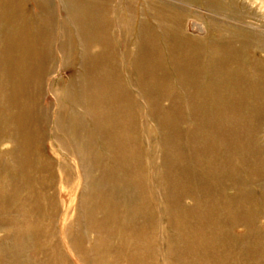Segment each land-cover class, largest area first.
Instances as JSON below:
<instances>
[{
    "label": "bare ground",
    "instance_id": "obj_1",
    "mask_svg": "<svg viewBox=\"0 0 264 264\" xmlns=\"http://www.w3.org/2000/svg\"><path fill=\"white\" fill-rule=\"evenodd\" d=\"M117 1L114 13L117 29H121L117 37L128 40L133 13L139 18L132 49L137 69L141 70L139 63L147 64V58L160 56L159 35L150 23L147 26L146 16L160 31L180 84L186 82L195 91L190 98V117L196 127L187 146L177 144V223L182 248L177 249L175 262L184 264L183 254L188 253L189 264H217L218 254L223 264H264V230L255 220L257 216L264 219V148L253 144V133L234 127L241 122L243 109L251 112L258 108L255 91L264 84L262 61L245 62L246 56H239L233 45L235 38L247 44L255 35L224 34L212 43L180 29L182 11L178 7L175 10L161 0ZM29 2L35 11L31 20L26 17L24 0H0L1 22L7 18L15 27L0 31V253L7 257L11 249L8 258L18 264H159L160 238L153 239L148 224L154 216L147 215L148 205L143 204L147 181L139 152L132 151L138 145L135 126L130 108L122 106L132 85L131 55L120 52L118 42L108 38L105 18L95 17L97 6L102 8L109 0H58L59 41L55 51L61 69H75L64 93L52 84L44 90L42 83V74L47 73L42 64L50 65V1ZM5 7L11 10L7 15ZM125 12L126 22L121 19ZM215 27L222 32L219 25ZM193 28L199 31L201 27L195 24ZM202 56H206L204 63ZM203 75L209 83L202 93ZM142 76L139 71V80ZM236 82L243 91L241 103L226 106L227 96L219 100L214 113H208L204 101L213 98L216 88ZM47 92L55 101L49 117L39 105ZM146 106L147 115L162 126L166 114L156 109V101L149 100ZM210 114H214L212 122L217 127H199ZM244 116L247 119L248 115ZM225 120L232 128L225 129ZM177 121L184 123L182 114L177 115ZM170 124L169 120L164 125ZM43 125L50 129L43 132ZM140 126L146 132V125ZM164 141L166 134L161 137L162 146ZM207 142H213L216 149ZM7 144L10 148H3ZM72 182L76 194L71 203L65 198L61 202L66 219L57 238L51 229L57 214L56 199L62 198L61 192ZM226 189L233 193L228 195ZM184 196L192 201L188 208L179 205ZM155 219L159 223L160 216ZM221 227L224 240L220 241ZM236 227L244 231L232 234L231 228ZM206 228L212 231L208 241L203 235ZM175 253L167 254L173 258Z\"/></svg>",
    "mask_w": 264,
    "mask_h": 264
},
{
    "label": "rangeland",
    "instance_id": "obj_2",
    "mask_svg": "<svg viewBox=\"0 0 264 264\" xmlns=\"http://www.w3.org/2000/svg\"><path fill=\"white\" fill-rule=\"evenodd\" d=\"M49 1L51 5V7H49L50 13L52 10L51 19L54 24V25L52 24V26H54V28L52 29L51 26L49 27L50 30L47 31L48 33L51 32L50 33L51 39L48 38L49 45H48V55H47L48 57L47 60H50V65H48V62H47V66H46V62L42 64V66L45 64V66L43 67L46 68L47 73L44 72V74H42L43 78L45 77V79L42 78L43 80L42 79L41 80L43 83V88L45 87L44 90H46V88L49 87L50 84H52V86H54L55 88L58 87V89L64 93V90L68 86L69 81L73 79V77L75 76V69L70 66L64 69H61L60 67V62H61L60 57L57 56V53L55 51V48L59 41L58 33H59L60 16L57 8L58 0H49ZM161 1L163 3L170 5L175 10H177V7L178 9L180 8V11H182L181 20L179 22L180 29L184 30L186 33H188L190 36L194 38H199L201 40L204 39L208 42L215 43L216 41H219L220 36L224 34L226 36L228 35L235 36L238 34L243 35L242 33L244 32V34L246 33L247 35L248 34L255 35L252 42L247 44L241 42L238 38H235V41L233 43L234 50L238 54L241 53L239 56H241L242 54L246 56V58L244 59L245 62L249 59H252L254 60V62L262 61V63L264 64V49H263L264 48V0H214L216 2H214V4L210 3V5L208 4L210 0H161ZM117 7H118L117 0H109V3L102 8L97 6L95 10L94 7V10L96 12L95 17H97L98 14V19L102 20L103 18H105L104 20H106V23H108L106 30V35L108 36V38L112 39L115 42V44L116 42H118L117 46L120 52L123 53L126 52V55L128 57L131 55L129 59L130 60L129 68L131 72L130 75H131L132 85L128 87L130 95L128 97H124L122 101V106L124 105V108H130L131 119L133 122V127L135 126V136L137 138V144H138L133 147L134 150L132 151H135L136 149V151L139 152L138 153L139 162L141 163V168L143 171L145 182L147 181L146 182L147 184L144 183L145 187L143 193L145 196L143 200L145 202H143V204L146 203L148 205L149 212L147 215H150L152 217L154 216V220L151 224L150 223L148 224V228L152 230V231L150 230V232L153 233V239L154 237L156 239L160 238L161 244L160 246L158 245V253H159L158 255L160 258L159 264H177V262H175V260L177 259V249L180 250V248H182V244H181L182 242L179 235L180 227H178L179 225L177 223V200H176L177 199V167H178L177 144L180 146L183 145L187 146L189 135L196 127L194 120H192L190 117L192 114L191 112L192 104L190 98L192 99L193 95L195 94V91L190 86H187V84H185L186 82L184 83V86L180 84L178 75L176 71L173 69L166 48L160 39V31L156 28V24L153 23L154 21L150 17H146V16L144 17V20H146L145 22L147 26L150 23L149 25L151 27H154L151 29H153L156 35H159L157 39L160 47L159 50L160 56L157 58L153 57V59L147 58V64L139 63V65L141 66V70L137 69V65L134 64V56L132 54L133 53L132 49H133V42L136 37L135 28L138 25L139 18L138 16H136L134 12L133 13L134 17L132 18V26H131L132 31L128 40L124 39L123 37H117L118 34L121 35V29L120 30L117 29L118 26L116 22L118 19L117 17H115V13H114ZM135 7L137 8V5H135ZM24 9L27 19L29 18L31 20L32 19L31 17L35 15V11L33 10V5L32 3L29 2V0H24ZM10 11L11 10H9L8 7H5V13L7 12L5 15L9 14ZM121 16H122L121 19H123L125 22L128 21V19L126 18V12ZM6 20L7 18L3 19V22H1L2 19L0 20V31L2 29L5 30L6 27H9L11 31H13L15 27L10 25ZM42 20L43 18L42 19L40 18L39 22L41 23ZM40 23L39 25L42 27ZM195 24L201 27L199 31L198 29L193 28V25ZM215 25L220 26L221 28L220 30H222L221 33H219L220 31L217 32V28L215 27ZM225 31L226 33H224ZM226 36L221 37V39H224ZM202 57H203L202 61L204 63L206 56H202ZM232 58L233 57H230L228 60ZM235 67L237 70L240 69L237 63ZM251 68H253V65L249 68V70ZM53 70H55V72L52 75H50L49 77L45 76V74H48ZM139 71L143 73V76L140 80L138 78ZM214 78L215 80H217L216 75L214 76ZM206 80L207 77H204L203 75L201 79V87H200L202 93L204 91V88L208 89L207 86L209 82ZM239 87H240V83L236 82L232 84L229 83L226 85V87L223 88L220 87L218 89L216 88L214 91L213 98L206 99L205 100L206 102L204 101V105L206 107L207 112L214 113L215 106L216 107L219 106L218 104L219 100H223L227 96H228V105L226 106H231L234 101L241 103L242 101L241 95L243 91L239 89ZM103 90H107V88ZM260 92L261 95L259 97ZM256 93H258V96H255L256 99H254V102L258 108L254 107V109L251 112L250 109L246 111H244L243 109L242 113L238 110L239 113H241L240 117H242V119L240 120L241 122L235 123L234 127H239V129L243 130L246 133L247 132L253 133L254 135L253 144L256 143L254 145H258V146L261 145L260 147L264 148V84L262 87H259V89L256 88L255 94ZM143 96H146L147 99H145V97ZM211 99H213V102L216 101V103L213 104ZM149 100H155L157 104L156 109L157 110L161 109V112L163 113L162 115L166 114V120L165 122H163V125L160 127L154 121L153 117L150 116V114L147 115L146 105H147V101ZM39 105H41V108L45 109L43 112L46 117H49V115H51L52 112H54L55 110L54 107L55 101H53L51 94L48 92L43 97L41 103L39 100ZM50 105L53 108L50 109ZM12 109L13 107L10 108L11 111ZM108 110L110 109L108 108ZM178 114L183 115L184 123H180L177 121ZM246 114L248 115L247 119H245L244 116ZM210 116L211 117H208L209 119L208 121L202 120V125L199 127H203V128L209 127L215 129L217 126L212 122L214 114H210ZM169 120L171 121V124L165 126L164 124L168 123ZM143 123L144 125H146L145 127L146 132L141 131L142 129L140 125ZM225 123H226L225 126L226 130L232 128L229 121L226 122L225 120ZM218 127H220V125H218ZM49 129H50L49 126L43 125L41 130L45 132L46 130ZM165 134L167 136V141H164V145L162 146L161 137ZM230 137L232 138L233 136ZM209 140L211 141L212 139L210 138ZM203 143H206V140ZM212 143L213 142H207V144L210 147ZM131 144L133 145V143ZM253 144H251L252 150L254 148ZM238 147L239 145L237 146V148ZM3 148L9 149L10 145L7 144ZM211 148L216 149V145L213 143V146ZM0 149H2V146L0 147ZM218 153L220 154L221 152L218 151ZM145 154H148L149 156ZM59 157L61 156L59 155ZM262 158L264 159V153L262 154ZM192 163L193 162L191 161L190 164ZM217 177H219V173ZM184 189L188 191L189 188L185 187ZM225 191L228 195L233 193L232 190L226 189ZM184 193L186 194L187 192ZM68 194H69V198H66V195ZM75 194H76L75 184L74 182H72L71 187H69L67 191L61 192L62 198L59 199L57 197L56 199L57 202L56 210L58 215L57 214L55 215L56 219L54 218L55 219L54 225L53 228L51 226V229L53 230L54 235H56L57 238H60L62 234V228H61L63 226L62 222L66 219L65 209L62 208L61 202L63 198H65L67 203H71L72 199L74 201ZM133 197L134 196H132V198ZM187 197L188 196H184L181 202L179 201V205H182L184 208H188L192 205L191 199ZM125 201L128 202L129 199H124V202ZM134 201L135 198L132 199V202ZM155 216L156 217L160 216L159 223L156 221ZM218 218H219L218 224H220L219 220L221 219L220 217ZM255 220L257 225H259L264 230V219L257 216ZM155 225L158 226L156 227ZM230 231L232 234L236 232L241 233L244 231V229L242 227H236V228H231ZM211 232L212 231H210V229L206 228V230L203 232V235L206 234V236L204 237L205 238L204 241L209 240V235L211 234ZM220 233L222 234V227L220 228L219 234ZM2 235L3 233L0 232V238L2 237ZM222 236L223 234L221 235V237H219L220 241L224 240ZM6 246L9 247L10 244L7 243ZM171 249H173L172 251L173 253L176 252L175 253L176 257L173 256L172 258L168 255L172 253ZM9 252L10 253L7 255V257H4V255L0 253V264H18L16 263V261H13L11 257L8 258V256L11 255V249L9 250ZM30 255L28 257L29 259H31ZM183 255H184L183 257L186 259L184 264H189L188 253H184ZM220 257L221 255L218 254L216 259L217 264H223V261L219 259Z\"/></svg>",
    "mask_w": 264,
    "mask_h": 264
}]
</instances>
